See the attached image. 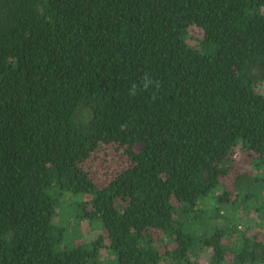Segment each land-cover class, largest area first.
<instances>
[{
    "label": "trees",
    "instance_id": "trees-1",
    "mask_svg": "<svg viewBox=\"0 0 264 264\" xmlns=\"http://www.w3.org/2000/svg\"><path fill=\"white\" fill-rule=\"evenodd\" d=\"M102 251L264 264V0H0V264Z\"/></svg>",
    "mask_w": 264,
    "mask_h": 264
},
{
    "label": "rangeland",
    "instance_id": "rangeland-1",
    "mask_svg": "<svg viewBox=\"0 0 264 264\" xmlns=\"http://www.w3.org/2000/svg\"><path fill=\"white\" fill-rule=\"evenodd\" d=\"M200 34H201L200 31L194 30L193 36H195V37H191L189 39L190 43L195 44L197 42L196 38L199 37ZM242 158L243 159H240L239 161L236 162V164L234 165V170H237V171L242 170L243 172L254 171L255 168L252 165V161H251L250 157L244 156ZM68 199H69V197L66 198V200H68ZM62 206H63V212H62V216L60 218V221H62L63 223H68L69 217H70L69 213L73 209L67 203H63ZM248 218H249V216H246L244 219L246 221H249ZM73 222L70 225V226H72V228H74ZM80 224H81V226H78L75 229L67 231V240L70 243H72L73 245L77 244L78 242L88 241V237L89 238L96 237L97 234L100 232L97 223L94 221H92V223H91V221L80 220ZM210 254H211L210 251H203V253L200 256V260L203 264H208ZM102 256H103L104 264H107L108 260H107L106 251H102Z\"/></svg>",
    "mask_w": 264,
    "mask_h": 264
}]
</instances>
